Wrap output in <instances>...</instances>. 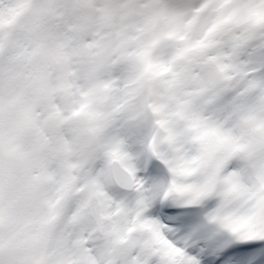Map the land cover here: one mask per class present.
I'll return each instance as SVG.
<instances>
[{
    "label": "snow or ice",
    "instance_id": "1",
    "mask_svg": "<svg viewBox=\"0 0 264 264\" xmlns=\"http://www.w3.org/2000/svg\"><path fill=\"white\" fill-rule=\"evenodd\" d=\"M0 264H264V0H0Z\"/></svg>",
    "mask_w": 264,
    "mask_h": 264
}]
</instances>
